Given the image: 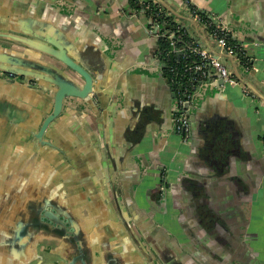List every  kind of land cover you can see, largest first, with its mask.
<instances>
[{
    "label": "crops",
    "instance_id": "0c3cea01",
    "mask_svg": "<svg viewBox=\"0 0 264 264\" xmlns=\"http://www.w3.org/2000/svg\"><path fill=\"white\" fill-rule=\"evenodd\" d=\"M163 1L176 10L189 9L191 1L221 19L249 60H239L247 79L264 94V0ZM0 18L19 20L13 28L35 32L39 20H46L49 28L64 32L63 43L73 53L85 50L94 60L93 92L88 99L70 97L47 138L74 144L84 163L82 178H92L118 217L139 220L147 235L160 236L154 240L167 264H216L215 252L229 264H264L261 98L246 92L243 83L220 77L199 83L192 139L186 142L174 129L176 95L154 54L158 37L148 17L131 9V0H0ZM183 48L174 51L182 55ZM50 66L84 83L79 74ZM73 152L62 150L69 161ZM163 176L166 196L158 194ZM143 248L164 264L151 247Z\"/></svg>",
    "mask_w": 264,
    "mask_h": 264
},
{
    "label": "water",
    "instance_id": "95a60500",
    "mask_svg": "<svg viewBox=\"0 0 264 264\" xmlns=\"http://www.w3.org/2000/svg\"><path fill=\"white\" fill-rule=\"evenodd\" d=\"M156 2L173 16L190 21L189 25L181 22L179 27L224 64L250 94L264 101V94L247 79L248 69L207 33L195 13L186 8L176 10L163 0ZM39 21L41 27L36 32L17 28L33 35L34 39L11 33L4 35L56 56L75 70L84 83L81 85L73 77L21 52L15 53L9 48L0 50L1 69L17 75L23 73L27 77L38 76L59 86L54 94L52 111L39 128L36 124V130H32L34 139L26 143L24 140H29L28 137H0V264H156L134 241L125 220L117 216L101 188L91 177L90 181L82 178L84 163L76 161L79 159L73 152L74 144L64 141L60 144L47 138V127L61 113L66 97L88 99L93 92L95 75L91 69L95 63L85 50L76 48L73 53L63 43L62 30L49 28L46 20ZM175 37L174 33L172 38ZM184 51L182 49L181 53ZM220 81L224 82V79ZM189 104L186 102L185 107ZM22 106L25 104L19 106L17 100L8 101L0 106V118L11 115L27 119L21 109H28L35 115L31 107ZM190 118L191 121L195 119L194 113ZM64 148L74 153L70 161L62 153ZM15 165L19 167L15 169ZM45 252L56 259L46 260Z\"/></svg>",
    "mask_w": 264,
    "mask_h": 264
},
{
    "label": "flooded vegetation",
    "instance_id": "af4514ba",
    "mask_svg": "<svg viewBox=\"0 0 264 264\" xmlns=\"http://www.w3.org/2000/svg\"><path fill=\"white\" fill-rule=\"evenodd\" d=\"M19 21V20H18ZM12 22V21H4L0 18V48L2 49H11L12 52L20 53L21 51L27 52L30 54V56L34 59H38L40 61H43L49 65L55 64L59 68H61V71H67L72 74V72L77 73L75 70H73L70 66H68L66 63L58 59L56 56L45 53L43 51H40L34 47H31L29 45H26L18 40L11 39L4 35L5 33H11L14 35L24 36L28 38L34 39L35 37L33 35H30L28 33H24L23 31L18 30L17 25L19 22ZM10 25L11 27H8ZM19 28V27H18ZM25 69V68H21ZM31 71H34V69H31ZM31 74V73H29ZM78 74V73H77ZM41 80V81H38ZM38 87V88H37ZM58 85L52 81L43 79V78H35L32 75L26 76L23 73H20L19 75L8 73L5 70L0 68V106L5 105L8 101L14 102V100L19 101V106L22 104H25V106L22 107H31V109L34 110L35 115L31 114L28 109H21V111L26 113L27 119L22 118L20 116L17 117H10L7 118H0V137L4 136L5 139L10 138H29L33 139L34 133L32 130H36V128L40 127L41 123H43V120L45 117L52 111L54 107V94L56 90L58 89ZM37 90H41L44 92V94H40ZM47 96H50V103L51 108L49 111H47L48 106V99ZM37 98V99H36ZM70 97L67 96L64 100L63 109L66 107V101ZM80 98V97H76ZM20 103H22L20 105ZM63 109L61 113L57 116V118L62 115ZM175 111V110H174ZM174 111H173V121H174ZM41 112H44L43 118H39V114ZM3 113H6L3 111ZM37 113V114H36ZM7 119V120H6ZM39 119V120H38ZM56 121V118L53 119L49 126L47 127V131L51 128H53V122ZM38 124L36 127L35 125ZM54 129V128H53ZM52 129V130H53ZM38 130V129H37ZM193 132V128H192ZM47 133V132H46ZM47 135V134H46ZM192 139V138H191ZM77 162L80 163L79 160ZM158 187V194H162L163 196L167 195V189L168 184L166 178L163 176L161 177L160 183ZM164 187V188H163ZM164 198V197H162ZM115 206H117L119 209H121V205L117 202V199L115 198ZM129 207L131 208V213L134 214V216L138 215V211L135 209V206L133 204H129ZM122 210V209H121ZM141 222V220H140ZM126 227L131 232V234L134 236V238L138 241V245L143 248V245L149 249L152 248V252L158 259L161 258L164 262V264H167V261L165 259H162V255H164V251H161L160 245L156 243L154 237L160 238V236H153L150 237L147 235V230L144 228V224L141 222L139 223V220H131V221H124ZM143 226H142V225ZM222 238V235L217 234L215 239L220 240ZM142 242V243H140ZM143 244V245H142ZM144 249V248H143ZM163 250V249H162ZM215 262L216 264H229L227 259L221 256L218 252H215ZM56 258L53 257L51 260H55Z\"/></svg>",
    "mask_w": 264,
    "mask_h": 264
},
{
    "label": "built area",
    "instance_id": "2783aa9c",
    "mask_svg": "<svg viewBox=\"0 0 264 264\" xmlns=\"http://www.w3.org/2000/svg\"><path fill=\"white\" fill-rule=\"evenodd\" d=\"M146 0H141V2H145ZM158 6H160V10H164L166 14H170L165 10L156 0H152ZM189 10L196 14V17L202 22L205 29L212 34V36L221 44H223L227 50H229L237 59H241L240 50L243 48L241 44L238 42L236 44H232L229 39V29L223 23L221 19H219L216 15L212 13H205L202 15L199 12V9L191 2H188ZM150 21V28L154 31V33L159 37L160 35H168L172 39V45L175 49V39L172 38L174 32H168L166 30L160 31V26L157 28L155 26V22L151 18H148ZM190 48L193 52L197 53L200 56V60L189 66L187 68L188 71H196L200 73L199 75L203 78L200 83L208 79H215V77L223 78L225 82L228 83H242L231 71L227 69V67L222 64L216 57H214L211 53H209L206 49L202 48L200 44H198L194 39H190L187 41L185 47L183 49ZM173 49V51H174ZM245 91L249 93V89L244 85ZM195 90L182 92L176 91V108L174 111V129L177 133H179L184 141L188 142L192 138V121L190 118L191 108L193 97L195 94ZM186 96V97H185ZM189 102V107H185V103ZM164 188V187H163Z\"/></svg>",
    "mask_w": 264,
    "mask_h": 264
},
{
    "label": "trees",
    "instance_id": "16d2710c",
    "mask_svg": "<svg viewBox=\"0 0 264 264\" xmlns=\"http://www.w3.org/2000/svg\"><path fill=\"white\" fill-rule=\"evenodd\" d=\"M131 9L143 12L146 17L151 18L157 28L160 26V31L174 32L176 36L175 49L183 48L187 41L191 39L187 31L180 28L179 24L173 19V15H168L164 10H160V6L152 0H146L144 3L141 0H131ZM205 13L206 11H201L202 15H205ZM228 39L232 44L237 43L230 33ZM173 49L172 39L168 35H160L157 38L154 54L159 60L163 61V75L169 78L175 92L178 90L182 92L193 91L203 78L199 75L200 73L196 71L190 72L187 68L197 63L200 60V56L190 48H186L182 55H179ZM240 56L241 62L247 64L249 60L243 48L240 50ZM37 91L42 95L44 94L41 90ZM47 99V111H49L51 108L50 96H47ZM43 114L44 112L39 114L40 119H42ZM24 141L26 143L29 142L27 138ZM17 143L19 144V140H17Z\"/></svg>",
    "mask_w": 264,
    "mask_h": 264
},
{
    "label": "rangeland",
    "instance_id": "374dc122",
    "mask_svg": "<svg viewBox=\"0 0 264 264\" xmlns=\"http://www.w3.org/2000/svg\"><path fill=\"white\" fill-rule=\"evenodd\" d=\"M0 50H1V48H0ZM4 61H5V59H4ZM4 64V63H3ZM37 99V98H36ZM34 139V138H33ZM17 167H19L18 165H15L14 166V168L15 169H17ZM19 171V170H18ZM54 256L53 255H51V254H49V253H47V252H45L44 253V258L46 259V260H49V259H52Z\"/></svg>",
    "mask_w": 264,
    "mask_h": 264
}]
</instances>
